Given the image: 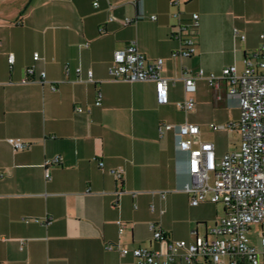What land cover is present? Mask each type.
<instances>
[{
    "label": "crops",
    "instance_id": "crops-1",
    "mask_svg": "<svg viewBox=\"0 0 264 264\" xmlns=\"http://www.w3.org/2000/svg\"><path fill=\"white\" fill-rule=\"evenodd\" d=\"M193 13L199 26H191ZM126 17L133 22L123 25ZM181 27L194 42L189 58L172 56L182 44L171 35ZM263 33L264 0H179L174 7L170 0H0V264H135L118 248L163 250L151 225L191 241L216 227L224 206L190 205L188 154L157 126L195 123L224 155L215 146L219 129L209 127L237 121V98L228 82L211 88L197 77L187 93L182 76L231 65L241 72ZM131 41L148 59L163 60L168 103H156L153 81L110 79L113 52ZM190 95L195 106L186 114L178 104ZM9 138L28 146L14 150ZM54 158L58 164L43 165ZM116 168L119 179L109 172Z\"/></svg>",
    "mask_w": 264,
    "mask_h": 264
},
{
    "label": "built area",
    "instance_id": "built-area-1",
    "mask_svg": "<svg viewBox=\"0 0 264 264\" xmlns=\"http://www.w3.org/2000/svg\"><path fill=\"white\" fill-rule=\"evenodd\" d=\"M98 3L94 2L96 6ZM179 0H170L172 7L177 6ZM141 16H138V18ZM156 19V16H151ZM198 15L191 14V26H199ZM109 20H113L110 16ZM133 19L127 17L123 25H129ZM182 47L172 53V56L189 58L194 54L192 36L181 27L171 35ZM264 38V33L261 34ZM261 58V59H259ZM38 59V54H33ZM8 64H12L14 57L8 54ZM245 68L236 72V66L224 67L218 74L204 73L199 70L195 77L190 74L182 76L184 89L187 93L195 91V78L206 80L211 88H217L222 82L229 83L228 93L236 97L239 107L236 122L217 125L211 124L210 132L218 129L236 130L241 138L238 150L226 152L217 157L214 144L203 138V133L195 123L171 125L161 123L157 126L160 136L164 131H172L176 136L177 147L187 155V173L190 182L185 185L184 192L188 195L190 205L197 206L202 202L211 204L221 203L223 214L216 227L210 229L204 236L193 233L191 240H177L161 230H155L153 225L152 238L162 244L163 250L150 251L147 248H118L120 256L130 255L135 264H264V44L259 51L245 58ZM163 60L148 59L138 51L135 42L131 41L122 49L113 52L112 64L108 67V75L113 81L125 80L153 81L155 101L159 105L168 103L167 77L161 76L159 71ZM79 74L80 68L76 69ZM26 76L22 82L29 81L34 74L33 66L25 70ZM87 81L93 80L91 70L86 71ZM45 72L40 73L39 82L43 84ZM52 90L55 86L50 85ZM99 101H97V104ZM187 113L194 109L195 100L192 95L178 104ZM81 111L80 108H76ZM7 143L14 150H23L27 144L20 139L9 138ZM59 158L47 159L43 165L58 164ZM103 163H99V167ZM116 179L122 174V169H111ZM45 177L49 174L45 171ZM162 197L165 194L160 193ZM153 210V206L150 207ZM37 222V220H36ZM119 232L123 224L117 221ZM256 225L258 246L250 243L248 232ZM106 250L115 249L114 245H106Z\"/></svg>",
    "mask_w": 264,
    "mask_h": 264
},
{
    "label": "rangeland",
    "instance_id": "rangeland-1",
    "mask_svg": "<svg viewBox=\"0 0 264 264\" xmlns=\"http://www.w3.org/2000/svg\"><path fill=\"white\" fill-rule=\"evenodd\" d=\"M215 135L217 136V139L215 141L216 149H223L227 152L239 149L241 138L236 130L226 131L224 129H219L218 132L215 133ZM258 229L259 228L256 225H252L250 232H248L251 245L256 247L259 244L258 237L256 236Z\"/></svg>",
    "mask_w": 264,
    "mask_h": 264
}]
</instances>
